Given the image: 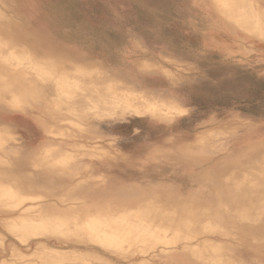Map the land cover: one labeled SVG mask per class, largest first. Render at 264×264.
<instances>
[{
  "label": "rangeland",
  "instance_id": "1",
  "mask_svg": "<svg viewBox=\"0 0 264 264\" xmlns=\"http://www.w3.org/2000/svg\"><path fill=\"white\" fill-rule=\"evenodd\" d=\"M136 9L202 52L69 35ZM237 70L264 79V0H0V264H264V118L195 102Z\"/></svg>",
  "mask_w": 264,
  "mask_h": 264
},
{
  "label": "trees",
  "instance_id": "2",
  "mask_svg": "<svg viewBox=\"0 0 264 264\" xmlns=\"http://www.w3.org/2000/svg\"><path fill=\"white\" fill-rule=\"evenodd\" d=\"M138 21L131 19L112 21L107 18L108 12L88 11L85 15H80L79 20L70 25V37L81 39V41H95L98 39L119 38L122 26L126 21L134 30L144 37H150L158 43H166L168 47L177 54L195 56L202 50L198 46L197 36L193 33L184 34L181 30L182 25L175 21L157 23L155 17L145 10H135ZM160 17V16H159ZM181 29V30H180ZM106 35V36H105ZM202 62L209 64L219 60L218 55H207ZM234 80L228 82L230 87L223 94L222 90H214L208 97H196V104L199 110H234L247 115L264 118V79L248 71L237 70L233 74ZM137 122V120H135ZM133 121L132 123H135Z\"/></svg>",
  "mask_w": 264,
  "mask_h": 264
},
{
  "label": "crops",
  "instance_id": "3",
  "mask_svg": "<svg viewBox=\"0 0 264 264\" xmlns=\"http://www.w3.org/2000/svg\"><path fill=\"white\" fill-rule=\"evenodd\" d=\"M14 37V36H13ZM16 93H17V90L15 89L14 90ZM9 92V91H8ZM11 92H13V90L11 91ZM19 92V91H18ZM47 107H48V104H46V102H40L39 103V105H31V106H29L26 110H25V116L26 117H30V118H32V119H34L35 121H36V119H40V118H42V119H44L47 123H49V124H51V125H55L56 123H58L59 121H61V120H63V119H65V117L64 116H62V115H56L55 113H53L52 111H49V110H47ZM12 117H9V119L8 120H12L11 119ZM38 121V120H37ZM37 121H36V123H37ZM12 123V122H11ZM3 124H8V123H6V121H5V119H1L0 120V125H3ZM14 125V132H16V131H18V129H21L20 127L22 126H24V124L22 123V122H20V121H16V123H14L13 124ZM39 125V124H38ZM40 127L42 128V130H44V132H48V129L47 128H45L44 126H42L41 124H40ZM22 131V130H21ZM16 133H20V131L19 132H16ZM16 150H18V149H16ZM20 150V149H19ZM22 152H24L25 154H27V155H29V156H32L34 159H36L37 161H38V159L37 158H35V154H29V153H26L24 150H21ZM39 162V165H38V167L40 166V161H38ZM13 168V167H12ZM47 180H50V179H47ZM47 180H45V184L46 185H51V184H47L46 182H47ZM50 182H52V180L50 181ZM36 184H37V181H35V186H36ZM35 186L32 188V191H35L36 189H35ZM35 189V190H34ZM31 191V192H32Z\"/></svg>",
  "mask_w": 264,
  "mask_h": 264
},
{
  "label": "bare ground",
  "instance_id": "4",
  "mask_svg": "<svg viewBox=\"0 0 264 264\" xmlns=\"http://www.w3.org/2000/svg\"><path fill=\"white\" fill-rule=\"evenodd\" d=\"M33 96H36L35 94H33ZM142 104V103H141ZM29 117V116H28ZM37 120V119H36Z\"/></svg>",
  "mask_w": 264,
  "mask_h": 264
}]
</instances>
